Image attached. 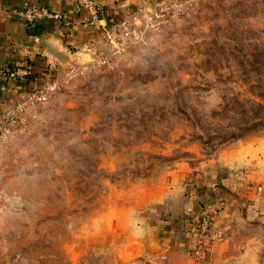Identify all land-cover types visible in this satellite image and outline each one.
Returning <instances> with one entry per match:
<instances>
[{
    "label": "rangeland",
    "instance_id": "1",
    "mask_svg": "<svg viewBox=\"0 0 264 264\" xmlns=\"http://www.w3.org/2000/svg\"><path fill=\"white\" fill-rule=\"evenodd\" d=\"M180 3L2 107L0 264H176L139 251L145 197L242 144L264 154V0ZM261 231L257 255L207 264H264Z\"/></svg>",
    "mask_w": 264,
    "mask_h": 264
},
{
    "label": "crops",
    "instance_id": "2",
    "mask_svg": "<svg viewBox=\"0 0 264 264\" xmlns=\"http://www.w3.org/2000/svg\"><path fill=\"white\" fill-rule=\"evenodd\" d=\"M100 21L91 22L89 9L75 0H0V106L11 105L29 89L81 58L92 57L111 45L110 38L140 10H150L165 0H97ZM31 4L66 15L70 24L53 19L28 23L19 13ZM31 65L34 79L11 78L3 69ZM15 67V68H16ZM260 144H242L223 153L219 163L145 197L139 207V251L163 255L176 264H207L232 254L257 255L264 229V154ZM176 197V205L168 197ZM179 199V200H178ZM169 201V202H168ZM204 208L223 233L209 244L201 259L193 255L197 235L193 225ZM251 228L256 232H251ZM249 232V233H247ZM138 251V252H139Z\"/></svg>",
    "mask_w": 264,
    "mask_h": 264
},
{
    "label": "built area",
    "instance_id": "3",
    "mask_svg": "<svg viewBox=\"0 0 264 264\" xmlns=\"http://www.w3.org/2000/svg\"><path fill=\"white\" fill-rule=\"evenodd\" d=\"M80 8L89 9L91 12V22L96 23L100 21V7L97 0H75ZM182 0H165V2L157 7H182ZM146 12L143 9L138 13L131 15L123 24L125 27L127 21L135 19L141 13ZM19 13L26 19L28 23H36L40 20L53 19L66 24H70V20L63 13L53 10L49 7L31 4ZM3 73L11 78H25L30 75L32 71L25 66H19L14 69H3ZM0 106V120L3 121L8 115ZM193 231L197 235L196 245L193 250V255L197 259H201L207 251L209 244L222 238L223 233L218 231L213 224L212 212L209 208H204L197 221L193 225Z\"/></svg>",
    "mask_w": 264,
    "mask_h": 264
},
{
    "label": "trees",
    "instance_id": "4",
    "mask_svg": "<svg viewBox=\"0 0 264 264\" xmlns=\"http://www.w3.org/2000/svg\"><path fill=\"white\" fill-rule=\"evenodd\" d=\"M23 66L27 67L28 69H30L32 71V73L30 75L26 76L25 78H29L30 80L34 79V77L36 76L35 75L36 73L33 72L31 65L28 64V65H23ZM15 67H11L10 69H14Z\"/></svg>",
    "mask_w": 264,
    "mask_h": 264
}]
</instances>
